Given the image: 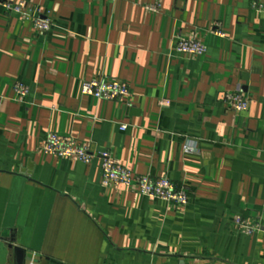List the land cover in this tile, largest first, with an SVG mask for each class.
<instances>
[{
    "label": "crops",
    "instance_id": "0c3cea01",
    "mask_svg": "<svg viewBox=\"0 0 264 264\" xmlns=\"http://www.w3.org/2000/svg\"><path fill=\"white\" fill-rule=\"evenodd\" d=\"M5 1L0 264H264V231L234 223L264 224V0H8L48 18L45 33ZM178 36L206 53L175 51ZM101 76L128 95L81 93ZM237 90L241 112L223 102ZM50 132L92 157L45 154ZM100 151L133 175L185 184L188 202L104 184Z\"/></svg>",
    "mask_w": 264,
    "mask_h": 264
},
{
    "label": "built area",
    "instance_id": "2783aa9c",
    "mask_svg": "<svg viewBox=\"0 0 264 264\" xmlns=\"http://www.w3.org/2000/svg\"><path fill=\"white\" fill-rule=\"evenodd\" d=\"M9 11L19 14L22 18L30 19L34 27L40 32H47L51 27V21L33 14L30 7L24 1L4 3ZM154 8V6H151ZM219 36H224L221 30H216ZM175 51L189 55L202 56L206 53V46L196 37L178 36L174 43ZM13 90L18 99H22L27 94L28 88L21 82H15ZM81 93L90 95L96 99L117 100L125 97L129 93L126 84L115 81L106 76L84 81L81 85ZM225 105L235 111L241 112L249 105L248 97L241 91L227 92L223 95ZM122 127H125L123 125ZM189 148V147H187ZM42 150L45 154H52L59 157L76 159L88 162L92 157L88 145L73 138H65L54 132L47 134ZM102 182L115 187L123 186L130 188L135 185L137 191L145 196L163 199L165 201L185 205L189 199L188 187L185 184H177L174 181L161 177L155 178L149 175H133L129 169L118 165L108 151H100ZM236 227L244 234L250 235L255 232L264 231V224L261 221L251 222L242 216H235Z\"/></svg>",
    "mask_w": 264,
    "mask_h": 264
},
{
    "label": "water",
    "instance_id": "95a60500",
    "mask_svg": "<svg viewBox=\"0 0 264 264\" xmlns=\"http://www.w3.org/2000/svg\"><path fill=\"white\" fill-rule=\"evenodd\" d=\"M15 251H16L17 254H20V253L22 254L23 253V250L21 248H19V247H16Z\"/></svg>",
    "mask_w": 264,
    "mask_h": 264
}]
</instances>
